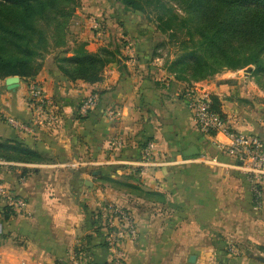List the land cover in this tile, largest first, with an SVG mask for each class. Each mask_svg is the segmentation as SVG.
<instances>
[{
    "label": "crops",
    "instance_id": "crops-1",
    "mask_svg": "<svg viewBox=\"0 0 264 264\" xmlns=\"http://www.w3.org/2000/svg\"><path fill=\"white\" fill-rule=\"evenodd\" d=\"M109 23L113 35L73 36L67 47L83 42L90 53L119 49L101 81H70L56 56L34 79H21L16 91L0 81V139L19 141L43 157L37 163L0 160V183L28 203L27 212L7 218L0 201V264H107L108 203L137 223L138 238L123 244L127 264H255L248 254L264 248V206L254 207L245 174L218 151L216 143L226 140L197 128L183 98L191 85L157 54L156 27ZM29 82L44 88L58 119L35 136L6 122L31 121ZM207 84L231 128L264 141V93L232 71ZM92 93L99 101L83 116L81 105ZM111 110L120 112L116 120L109 119ZM148 142L155 144L152 163L141 168ZM191 146L200 154L184 157ZM96 218L103 225L99 232ZM229 245L237 249L234 257Z\"/></svg>",
    "mask_w": 264,
    "mask_h": 264
},
{
    "label": "trees",
    "instance_id": "trees-1",
    "mask_svg": "<svg viewBox=\"0 0 264 264\" xmlns=\"http://www.w3.org/2000/svg\"><path fill=\"white\" fill-rule=\"evenodd\" d=\"M111 1L142 13L146 10L143 3L155 6L159 10L157 30H186L192 44L187 47L191 50L188 56L193 62L180 59V65H171L170 72L178 79L192 85L222 69H249L264 91V0H170L183 7L184 17L164 0ZM78 6V0H0V81L16 76L22 80L37 77L47 52L46 26L55 23L57 30L64 31ZM65 46L66 42H55L54 47L60 50L55 62L59 71L73 82L101 81L104 69L117 62L121 54L119 49L108 46L90 53L83 42L76 43L72 50L61 51ZM69 53L72 55L68 56ZM211 98L213 111L226 119L218 98ZM0 160L37 163L43 157L19 141L0 139ZM4 209L7 218L15 212L7 206ZM95 224L97 232L103 229L101 220L97 219ZM261 251L264 253V248Z\"/></svg>",
    "mask_w": 264,
    "mask_h": 264
},
{
    "label": "built area",
    "instance_id": "built-area-1",
    "mask_svg": "<svg viewBox=\"0 0 264 264\" xmlns=\"http://www.w3.org/2000/svg\"><path fill=\"white\" fill-rule=\"evenodd\" d=\"M93 28L97 31L98 38L106 32L105 26L97 21L93 23ZM26 95L33 111L31 121L24 123L9 117L6 122L15 130L35 136L37 130L52 127L58 119L43 87L36 82H29L26 86ZM211 97V92L198 83L187 87L183 93V98L199 131L206 135H221L226 140V142H217V149L233 159L243 171L250 185L254 207L260 209L264 206V141L255 135L234 131L227 119L213 111ZM98 101L97 94H90L84 99L80 113L87 116L97 106ZM119 116L118 110L108 112L110 120H116ZM154 148L153 142L147 144L143 150V160L138 163L139 167L147 168L152 163ZM0 201L15 212H27L26 200L2 183H0ZM104 212L106 216L104 240L109 253L107 264H127L123 244L127 240L135 241L138 238L137 223L130 212L115 203L106 204Z\"/></svg>",
    "mask_w": 264,
    "mask_h": 264
},
{
    "label": "rangeland",
    "instance_id": "rangeland-1",
    "mask_svg": "<svg viewBox=\"0 0 264 264\" xmlns=\"http://www.w3.org/2000/svg\"><path fill=\"white\" fill-rule=\"evenodd\" d=\"M165 2L168 3V6H171L179 15L182 17L185 16V12H183L181 6L177 4L176 2H172L170 0H164ZM79 6L77 7L75 14L72 16L71 20H68L66 22V27L64 31H59L56 28V24L52 23L48 26H46V32H47V52L45 53V58L43 59L42 64L44 68L47 59L53 56H57L60 50H57L55 46L56 41H60L63 43L66 42L68 44L71 41V38L73 36L77 37L78 35L80 36H86L87 34H94L96 38L97 31L93 28V23L95 21L102 23L105 26V34L102 37H99L100 39L107 38V36L111 33V26L109 22L113 21V24L118 25L120 23H124L126 21H143L144 23H147L146 27L144 29H147L148 31L150 26L149 24H152L153 26L156 27L157 29V16H158V11L156 10L155 6H146V4L143 3L145 6V12H139L134 9L126 8L122 4L116 2V1H111V0H78ZM110 13L114 14L113 16H110ZM108 12V13H107ZM110 26V27H109ZM113 27V26H112ZM113 35V34H112ZM78 36V37H79ZM123 36H128L129 33L126 32L123 34ZM111 37V36H110ZM109 37V38H110ZM127 37V38H128ZM153 40L154 43L158 44L156 47V52L157 54L161 57L163 60V63L167 66L173 65L176 63V66H178L180 59L181 61L185 62H190L192 63L193 60L188 56L190 53V49H187V47H192V44L189 42V36L186 34L185 29H179L175 30L174 33L172 32H167L164 33L160 30H157L155 34H153ZM127 41V42H126ZM123 43H130V39H126L125 37L122 38ZM68 46H65L61 48V51L63 49H66ZM180 65V64H179ZM254 69V68H252ZM42 71V70H41ZM231 71L227 69H222L218 73L212 76H208L206 79L198 82V84L203 85L206 87L210 92V87L207 84L211 79H214L215 76L218 74ZM236 74V76H241L242 79L248 81L251 83L253 87L256 86L262 93L264 91L258 86L256 83V79L254 75L251 74L249 69H244V70H238V71H232ZM2 82H5L2 81ZM234 246V245H233ZM232 245H229L226 250L227 254L229 256H235L237 249L233 247ZM233 249L234 251H231ZM249 257L253 258L255 264H264L263 261L260 260V258H264L263 252L260 250L258 251H251V254H248Z\"/></svg>",
    "mask_w": 264,
    "mask_h": 264
},
{
    "label": "water",
    "instance_id": "water-1",
    "mask_svg": "<svg viewBox=\"0 0 264 264\" xmlns=\"http://www.w3.org/2000/svg\"><path fill=\"white\" fill-rule=\"evenodd\" d=\"M20 80H21V78L18 76L10 77V78H7L5 80V85L8 88V90L16 91V89L20 85ZM199 154H200L199 149L195 146H191L183 153V156L184 157H195V156H198ZM95 174H97V173H95ZM260 260L264 262L263 258H260Z\"/></svg>",
    "mask_w": 264,
    "mask_h": 264
}]
</instances>
